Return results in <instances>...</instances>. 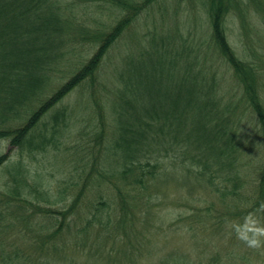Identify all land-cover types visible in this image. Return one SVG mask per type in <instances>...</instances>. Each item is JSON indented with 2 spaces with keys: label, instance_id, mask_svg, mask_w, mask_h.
Instances as JSON below:
<instances>
[{
  "label": "trees",
  "instance_id": "16d2710c",
  "mask_svg": "<svg viewBox=\"0 0 264 264\" xmlns=\"http://www.w3.org/2000/svg\"><path fill=\"white\" fill-rule=\"evenodd\" d=\"M160 1L0 0V139H10L15 147L28 145L30 152L56 149L57 136L73 117L67 105L57 108L58 104L86 82L94 103L103 104L104 95L95 89L99 69L141 13ZM255 1L262 27L254 37L243 10L238 18L244 57L235 51L227 33L228 14L239 9L241 0L207 1L211 31L206 40L177 48L173 36L159 35L156 25L145 33L152 48L137 58L128 55L123 67L113 72L109 90L113 96L107 98L113 108L111 125L100 121L104 124L99 125L98 134L92 128L98 141L105 138L106 126L111 127L108 155L115 165L113 174L90 172L72 176L68 182L75 185L82 180L77 199L83 195L96 202L84 217L65 206L53 211L42 202H63L68 189L62 185L64 180L48 176L44 180L46 188L58 185V195L52 198L41 183H30V176H12L11 193L0 209V264H76L73 253L87 244L94 228L102 249L97 251L107 262L142 264V254L154 250L153 233L163 228L147 218L140 224L139 215L142 219L154 199L161 204L158 185L170 182L165 179L168 176L181 175L183 183L197 181L225 204L223 211L214 214L210 206L182 212L171 224L179 226L172 228L176 231H194L198 224L203 230L225 225V219L233 215L240 221L237 229L250 233L253 227L247 223L264 220V150L250 155L245 142L249 141L245 121L253 116L264 147V0ZM90 6L112 16L108 31L99 29L98 22L73 25L78 9ZM94 42V52L87 58L85 48ZM219 57L238 80L233 95L220 90ZM67 72L70 77L50 94L54 79ZM22 116L24 121L17 124ZM8 159L9 153L0 154V167ZM254 161L255 175L248 176L246 167ZM17 167V173L25 171L22 164ZM89 182L97 186L106 182L108 188L85 192ZM40 216L48 225L34 221ZM114 236L122 238L126 247L119 263L108 247ZM16 238L23 239L27 248L16 245ZM189 263L174 258L158 264ZM226 263L217 255L210 264Z\"/></svg>",
  "mask_w": 264,
  "mask_h": 264
},
{
  "label": "rangeland",
  "instance_id": "374dc122",
  "mask_svg": "<svg viewBox=\"0 0 264 264\" xmlns=\"http://www.w3.org/2000/svg\"><path fill=\"white\" fill-rule=\"evenodd\" d=\"M207 1L208 0H161L160 4L162 9H159L160 4H157L147 11L142 12L139 19L128 28L123 37L111 48L109 55L98 71L99 81L96 83L95 89L97 94L104 95L103 104H101L103 110L101 109V105L97 106L94 103V97H92L89 82L78 86L64 101L58 104L57 108L67 105L73 117L68 128L57 136L56 149L49 152H30L28 145L24 147H15L11 145L10 139H0V154L9 153V159L0 167V209L4 205L5 196L11 193L12 176H30L28 178L30 183L34 182L41 184L47 179V176L51 179L59 178L66 182L62 184L65 186L66 184L68 185L69 179L72 176H89L90 172H92V175H97L99 171L105 172V174L107 173L108 175L113 174L112 171L115 165L108 155V149L112 140V138L109 137L111 127L106 126L107 134L105 138L101 140L98 139V141H96L95 138L99 130V125L104 124L100 121L106 122L109 125L112 123L113 108H111L112 104L107 98L113 96L112 93H110L113 86V72L117 68L120 69L123 67L128 55L137 58L136 56L142 51L144 52L147 47L152 48L151 40L147 39L145 33L148 30H153L155 25L157 26V33L159 35L170 34L173 36L171 40H173L177 48L182 47L184 44H194L198 42L200 38L205 40L208 39L211 27L209 23L210 18L208 13L209 9H207ZM255 3V0H241L239 9L232 10L228 14L227 33L229 40L235 51L241 57H244V53H242L244 44L240 36L241 28L238 22L239 14H241L243 10L246 18L251 22L253 37L258 30L257 28L262 27L261 15L255 10ZM248 4L251 5L245 6ZM75 17L74 26H76L78 22L85 23V25L96 26V22H98V28L107 31L113 20L111 18L112 16L108 15L107 12L99 11L95 6H90L87 9L80 7L78 12L75 13ZM87 41H91V39ZM96 44L97 42L87 44L88 48H85L88 52L87 58L93 54ZM153 50L154 49H152V51ZM214 55L218 57L219 52H214ZM216 66H218V70L220 71V90L222 89L224 92L225 88L229 95H233L235 90H231L236 89L238 80L235 75H233L232 69L224 62L222 63L220 57ZM261 74V82L264 83L263 64ZM70 75V72L58 75L54 79V83L50 85L49 93L51 94L56 90L60 84L64 83L70 77ZM238 96H236V98ZM101 112H103V116ZM47 117L48 115L45 117L46 120ZM248 118L245 124L249 141L245 142L249 147L250 155H257V153L262 154L264 147L263 143L259 142L260 136H257L258 127L256 120L253 116ZM23 121L24 118L22 116V121L17 119L16 123L19 124ZM92 128L96 129L95 134ZM91 149L93 150L92 153ZM248 158L247 156L245 162ZM21 159L23 161H21ZM19 163L22 164L23 170L25 169L24 172L18 171L22 174L17 173L15 169L20 168L17 167ZM256 164L257 162L254 161L246 167V174L248 176L255 175L254 168ZM165 179H169L170 182L162 181L158 185V191L161 192L162 195L161 204L154 199L152 201L153 204L145 211V215L142 219L139 215L140 224H145V218H147L154 222L155 225L160 224L159 226L163 228L159 234L158 231L153 233L152 237L155 239L152 247L154 250L145 251L142 254V264H158L160 261L165 263L174 258L190 262L189 264H210L212 258L217 255L225 262H228L226 264H264V244L259 248H252L244 243L242 239H239L237 233L242 237H247L249 231L247 229H237L240 221L234 218L233 215L225 219V225H223V223L217 224L203 230V228L199 229L198 224L194 231H188L186 228H182L180 231L174 230L178 229L179 226L173 225L171 227V224L182 212L189 211L190 213L194 211L195 208L210 206V211L214 214L217 211H223L225 209V204L217 198L215 192L211 189L207 190L206 187H202V184L197 181L188 180L186 183H183L181 175H177V177L168 176L165 177ZM70 181H78V178ZM41 184H39V186H41L42 190H47L49 195L53 194L52 198H56L58 195L56 190L58 185L49 189L48 186L46 188L45 182L44 186ZM82 184V180L75 185L69 184L66 195H64V200L60 204L57 205L50 201L45 203V200L42 202V205L54 208L53 211L62 210L65 206L67 209H72L76 215L81 214L84 217V212H89L91 205L95 203L96 200L90 201L89 198L92 197L84 198L83 195L77 199ZM88 188L89 189L85 192L91 190H105L108 187L106 182L101 186H97L95 182L92 184L89 182ZM185 196L190 199L187 198L188 201H183L182 197ZM74 202L75 207L73 206ZM78 210L82 213L78 212ZM183 215L185 216V213ZM115 217L116 216H113V218ZM230 217H232L231 221H229ZM258 220L261 224H264V220ZM34 221L42 222L43 225H48V220L42 216L38 217L36 220L34 219ZM255 224L256 221L247 223V226L253 227L250 229L254 230ZM93 230L94 231L87 239V244L73 253L74 260L78 262L76 264H110L111 259L107 262L105 260L106 258L99 255L97 248L100 250L102 249L99 247V241L96 238V228ZM15 242L16 245L27 248V244H25L23 239L16 238ZM108 247L119 263L120 259L124 258L123 254L126 252V247L122 238L117 237L115 239L114 236V240L111 239L108 243ZM90 250L94 252L93 256H90Z\"/></svg>",
  "mask_w": 264,
  "mask_h": 264
},
{
  "label": "clouds",
  "instance_id": "9594fccd",
  "mask_svg": "<svg viewBox=\"0 0 264 264\" xmlns=\"http://www.w3.org/2000/svg\"><path fill=\"white\" fill-rule=\"evenodd\" d=\"M237 237L242 239L249 247L259 248L264 244V224L256 220L255 229L250 231L247 237H242L237 233Z\"/></svg>",
  "mask_w": 264,
  "mask_h": 264
}]
</instances>
